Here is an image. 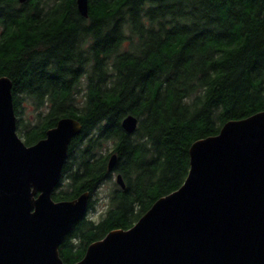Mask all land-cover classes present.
I'll list each match as a JSON object with an SVG mask.
<instances>
[{
    "label": "trees",
    "instance_id": "16d2710c",
    "mask_svg": "<svg viewBox=\"0 0 264 264\" xmlns=\"http://www.w3.org/2000/svg\"><path fill=\"white\" fill-rule=\"evenodd\" d=\"M3 76L26 146L61 118L81 125L52 199L88 192L91 211L107 184L104 208L59 247L63 263L75 264L181 187L194 142L264 110V0H88L87 18L76 0H0ZM128 115L137 118L132 134L121 127Z\"/></svg>",
    "mask_w": 264,
    "mask_h": 264
},
{
    "label": "water",
    "instance_id": "95a60500",
    "mask_svg": "<svg viewBox=\"0 0 264 264\" xmlns=\"http://www.w3.org/2000/svg\"><path fill=\"white\" fill-rule=\"evenodd\" d=\"M30 0H18L23 4ZM88 17V0H76ZM127 134L137 118L121 121ZM81 125L61 118L26 146L16 132L12 82L0 77V264H64L59 247L85 217L90 194L52 199ZM189 171L129 229L110 231L75 264H264V110L229 121L189 148ZM116 156L108 161L115 166ZM115 183L124 189L120 175Z\"/></svg>",
    "mask_w": 264,
    "mask_h": 264
},
{
    "label": "rangeland",
    "instance_id": "374dc122",
    "mask_svg": "<svg viewBox=\"0 0 264 264\" xmlns=\"http://www.w3.org/2000/svg\"><path fill=\"white\" fill-rule=\"evenodd\" d=\"M21 106L23 109V116L25 118L32 120L33 107L30 104H28L26 101H22ZM113 181L115 182L114 179ZM107 197H108V187L107 184H103L98 189L97 193L94 194V196L92 197V199L94 200V209L91 211L88 210L85 216L97 214L99 211H101L106 205L105 201H108Z\"/></svg>",
    "mask_w": 264,
    "mask_h": 264
},
{
    "label": "flooded vegetation",
    "instance_id": "af4514ba",
    "mask_svg": "<svg viewBox=\"0 0 264 264\" xmlns=\"http://www.w3.org/2000/svg\"><path fill=\"white\" fill-rule=\"evenodd\" d=\"M116 175H114V177H115ZM89 210V209H88Z\"/></svg>",
    "mask_w": 264,
    "mask_h": 264
}]
</instances>
